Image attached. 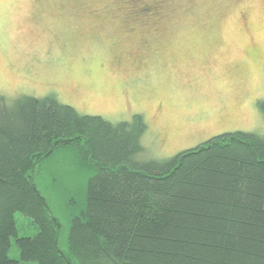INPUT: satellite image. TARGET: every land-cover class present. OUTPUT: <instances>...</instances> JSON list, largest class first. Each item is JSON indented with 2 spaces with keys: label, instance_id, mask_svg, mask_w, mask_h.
<instances>
[{
  "label": "rangeland",
  "instance_id": "1",
  "mask_svg": "<svg viewBox=\"0 0 264 264\" xmlns=\"http://www.w3.org/2000/svg\"><path fill=\"white\" fill-rule=\"evenodd\" d=\"M48 95L112 123L141 115L140 162L227 132L263 136L264 0H0V96ZM76 159L60 152L36 178L63 249L86 202ZM16 222L20 237L38 233ZM9 256L20 258L15 239Z\"/></svg>",
  "mask_w": 264,
  "mask_h": 264
},
{
  "label": "trees",
  "instance_id": "2",
  "mask_svg": "<svg viewBox=\"0 0 264 264\" xmlns=\"http://www.w3.org/2000/svg\"><path fill=\"white\" fill-rule=\"evenodd\" d=\"M147 129L141 115L112 123L54 95L0 96V264H264V135L227 132L140 162ZM68 151L87 185L63 249L36 178ZM17 213L35 236H19Z\"/></svg>",
  "mask_w": 264,
  "mask_h": 264
},
{
  "label": "flooded vegetation",
  "instance_id": "3",
  "mask_svg": "<svg viewBox=\"0 0 264 264\" xmlns=\"http://www.w3.org/2000/svg\"><path fill=\"white\" fill-rule=\"evenodd\" d=\"M149 8L148 7H146V8H141L138 12H140V13H136V14H133V16H135V15H137L134 19H137V17H139V16H144L146 13H145V11H147ZM142 13V14H141ZM131 21L132 19L130 18V16H128L127 15V17L125 18V21Z\"/></svg>",
  "mask_w": 264,
  "mask_h": 264
}]
</instances>
